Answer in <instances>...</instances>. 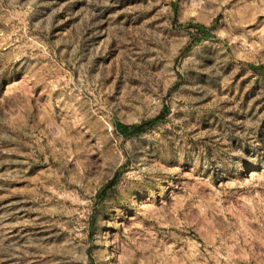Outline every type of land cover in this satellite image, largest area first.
<instances>
[{
    "label": "rangeland",
    "instance_id": "obj_1",
    "mask_svg": "<svg viewBox=\"0 0 264 264\" xmlns=\"http://www.w3.org/2000/svg\"><path fill=\"white\" fill-rule=\"evenodd\" d=\"M0 264H264V0H0Z\"/></svg>",
    "mask_w": 264,
    "mask_h": 264
},
{
    "label": "trees",
    "instance_id": "obj_2",
    "mask_svg": "<svg viewBox=\"0 0 264 264\" xmlns=\"http://www.w3.org/2000/svg\"><path fill=\"white\" fill-rule=\"evenodd\" d=\"M151 126V125H150ZM146 126L145 125H140V126H136L134 127V130L136 131V133H141L144 132L146 130Z\"/></svg>",
    "mask_w": 264,
    "mask_h": 264
}]
</instances>
